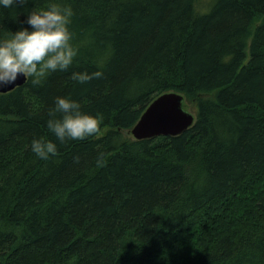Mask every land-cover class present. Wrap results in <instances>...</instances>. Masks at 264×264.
<instances>
[{
    "label": "trees",
    "instance_id": "16d2710c",
    "mask_svg": "<svg viewBox=\"0 0 264 264\" xmlns=\"http://www.w3.org/2000/svg\"><path fill=\"white\" fill-rule=\"evenodd\" d=\"M52 2L73 9L78 55L0 94V264H264V0H28L0 5V41ZM166 92L193 125L134 140ZM57 97L101 114L99 133L61 143Z\"/></svg>",
    "mask_w": 264,
    "mask_h": 264
},
{
    "label": "clouds",
    "instance_id": "9594fccd",
    "mask_svg": "<svg viewBox=\"0 0 264 264\" xmlns=\"http://www.w3.org/2000/svg\"><path fill=\"white\" fill-rule=\"evenodd\" d=\"M28 0H0L3 7L24 6ZM74 12L70 6L57 2L46 8L32 10L21 27L8 39L0 41V87L12 85L19 76L31 77L33 84L55 71H65L78 55L69 30ZM103 76L102 71L75 72L72 79L81 84ZM47 127L57 139L83 140L98 134L103 116L82 113L81 105L68 98L57 97L55 106L48 111ZM31 150L41 159L57 154V145L42 138L33 139Z\"/></svg>",
    "mask_w": 264,
    "mask_h": 264
},
{
    "label": "water",
    "instance_id": "95a60500",
    "mask_svg": "<svg viewBox=\"0 0 264 264\" xmlns=\"http://www.w3.org/2000/svg\"><path fill=\"white\" fill-rule=\"evenodd\" d=\"M27 77H18L12 85L0 87V94L24 85ZM195 120L193 112L184 107V97L176 92H166L154 98L128 131L134 140L159 136H177L190 128Z\"/></svg>",
    "mask_w": 264,
    "mask_h": 264
},
{
    "label": "rangeland",
    "instance_id": "374dc122",
    "mask_svg": "<svg viewBox=\"0 0 264 264\" xmlns=\"http://www.w3.org/2000/svg\"><path fill=\"white\" fill-rule=\"evenodd\" d=\"M186 109L192 112L191 106L186 104Z\"/></svg>",
    "mask_w": 264,
    "mask_h": 264
}]
</instances>
